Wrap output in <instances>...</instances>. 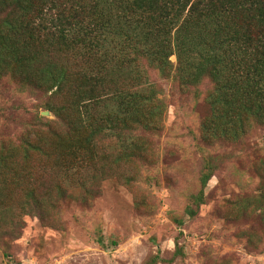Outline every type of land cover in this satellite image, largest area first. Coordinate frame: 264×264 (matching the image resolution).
Segmentation results:
<instances>
[{
    "label": "trees",
    "instance_id": "obj_1",
    "mask_svg": "<svg viewBox=\"0 0 264 264\" xmlns=\"http://www.w3.org/2000/svg\"><path fill=\"white\" fill-rule=\"evenodd\" d=\"M153 74L206 105L200 129L209 144L256 136L264 130V0H0V84L40 93L54 116L38 113L17 137H0L5 257L26 217L64 232V203H91L104 181L129 190L136 211L153 210L138 186L165 126ZM103 104L111 110L100 114ZM214 169L207 159L190 218ZM253 172L257 194L234 197L224 212L245 224L240 237L252 249L264 230V157ZM175 246L172 260L183 255ZM208 253L203 264L232 263ZM162 261L157 251L142 264Z\"/></svg>",
    "mask_w": 264,
    "mask_h": 264
},
{
    "label": "rangeland",
    "instance_id": "obj_2",
    "mask_svg": "<svg viewBox=\"0 0 264 264\" xmlns=\"http://www.w3.org/2000/svg\"><path fill=\"white\" fill-rule=\"evenodd\" d=\"M153 77L167 101L165 126L156 141L157 154L142 168L138 180L153 210L136 211L129 190L104 181L91 203H64V232L26 217L22 236L12 243L9 257L0 249V264H142L157 251L163 259L158 264H203L206 251L211 257H229L231 264H264V230L260 229L263 237L252 249L240 237L245 224L224 217L231 199L257 194L253 166L264 157V130L235 146L209 144L201 138L200 129L206 105L180 94L171 81ZM45 99L9 82L0 84V137H17L26 122L44 112ZM110 110L104 104L99 108L100 114ZM50 114L47 118L53 119ZM207 159L215 169L204 203H191L195 214L190 218L185 208L198 191V177ZM176 242L183 255L172 260Z\"/></svg>",
    "mask_w": 264,
    "mask_h": 264
},
{
    "label": "water",
    "instance_id": "obj_3",
    "mask_svg": "<svg viewBox=\"0 0 264 264\" xmlns=\"http://www.w3.org/2000/svg\"><path fill=\"white\" fill-rule=\"evenodd\" d=\"M41 115L45 117H50L51 114L48 111H44V112H41Z\"/></svg>",
    "mask_w": 264,
    "mask_h": 264
}]
</instances>
